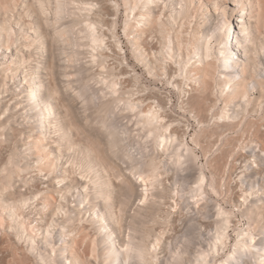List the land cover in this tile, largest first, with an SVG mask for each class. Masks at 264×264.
I'll return each mask as SVG.
<instances>
[{
	"label": "bare ground",
	"instance_id": "obj_1",
	"mask_svg": "<svg viewBox=\"0 0 264 264\" xmlns=\"http://www.w3.org/2000/svg\"><path fill=\"white\" fill-rule=\"evenodd\" d=\"M19 2L0 11V264H264V176L243 173L264 170V3ZM247 118L229 210L186 137L200 150L211 121Z\"/></svg>",
	"mask_w": 264,
	"mask_h": 264
},
{
	"label": "rangeland",
	"instance_id": "obj_2",
	"mask_svg": "<svg viewBox=\"0 0 264 264\" xmlns=\"http://www.w3.org/2000/svg\"><path fill=\"white\" fill-rule=\"evenodd\" d=\"M229 1L230 0H227V3L225 4V6L227 7V11L231 12L232 11V7H231V3H228ZM1 2L2 3L7 2L6 5H9V6L13 5L14 3L19 5V3H20L19 0H0V11H2L3 8H4L2 6L3 4ZM254 3L256 4V1ZM258 3H264V0H258ZM16 9H18V11H20L22 9V5L21 6H17ZM122 11L123 10L121 9V16H120V22H119L118 31H119L120 36H122V41L124 42L125 50L127 51L126 52L127 56L130 59V55H129V52H128V45H126V41H125V39L123 38V35H122V28H121V26H123V23H122L123 12ZM255 13H256V18L260 17L259 16V12H258V10L256 8H255ZM245 16H246V18H248V15H245ZM249 19H255V18L254 17H250ZM251 23L254 24V20H251ZM139 74L142 77L145 76V81H146V84L148 85L149 88L154 89V91H156L160 95L164 96L165 100L168 101L167 104L169 105V109H170V110L168 109L169 110L168 112H171L169 114H171L170 116L172 118L175 119V117H176V119L181 120L182 121V125L184 127L189 126L190 129H188V130L190 131V134H192L196 129H198L195 121H193V119L191 118V115L187 111H185L184 109L182 110L181 97L175 90H173L170 86L165 85V83H163V82L161 83L160 81H158V79H156V80L155 79H151L147 75H144L142 73V71H140V70H139ZM166 96H167V98L169 100L166 98ZM221 103L222 102L220 101L218 103V105H221ZM254 118H256V117H254ZM249 119H251V117ZM52 121L53 120H50L49 123H51V124L55 123L54 121L53 122ZM218 121H219L218 123H220V124H218L216 122L214 123L213 121H211L209 126H208V128H206L205 131H204V136L205 135L206 136H205V140H202L201 143H202V147L205 148V149L204 148L203 149L207 150V153H205L206 151L204 152L203 149L199 150V148H197L194 145H192V143L190 142L189 135L186 138H187V141H188L189 145L193 146V148L196 150V154L198 156V159H197V162H196V167L198 166L200 168V167L203 166V168H204L203 170H204L208 180L209 181L210 180L214 181V185H215V187L217 189V193L218 194L215 195V194L209 192V194L211 196V199L213 200L212 203L216 204L214 202H217L221 206H223L226 209L230 210V209L233 208L232 207L233 201L237 200L236 197H235V193H237V191H235V187H236L235 186V182H236L235 179L237 178V175L239 176L241 174V172L243 171L242 169H243V164H244L243 161L241 162L239 156H237L235 154H232L233 156L231 155V153L229 152L230 151V147L232 149V147L234 148L235 145L237 146V145L243 144V142L244 143L250 142L248 140L255 141L252 138V137H254L253 136L254 132H253L252 126H251V124L248 125V123L255 124L257 121H254V120L251 121V120H248V118H247L246 121L242 120V122H241L242 124L240 123L238 125L239 128L231 127V128H226V130H224L225 128L224 129L221 128L222 127L221 125H223V124L221 123L220 120H218ZM216 124L219 125V126L217 127ZM213 125H214V128H213ZM214 130H216V131H214ZM206 147H208L209 150ZM224 149H225V151H224ZM208 151H210V152H208ZM246 159H247V157H246ZM204 164L205 165L207 164V165L205 166ZM223 166H224V168H223ZM245 169H246V171L243 172L244 174H246V172H249V171L252 172L251 174L249 173L250 176H246V179L254 178V177L257 176V179L261 180L262 179V175L264 176V173H263L264 170L261 172V169H260V170H257L256 172H253L252 170H250V168H245ZM259 172H261V173H259ZM247 177H249V178H247ZM261 181L259 182V184L261 186H263V189H264V182H261ZM263 197H264V195H263ZM185 211H186V209H184L182 212L185 213ZM189 217L190 216H188L187 218H189ZM238 219H239V216L236 217L235 219H233L234 220V223H233L234 225L236 224V221ZM186 220L184 219V220H182L180 222L176 221L177 223L176 222L174 224L172 223L171 224L172 227L170 226L171 229L169 230L168 235L180 236L182 231H184L185 228H186L185 227L186 226V222H187ZM230 235H231L232 240H233L234 233L232 232V230H230ZM81 240H82V242H81ZM87 240L88 239L85 238L84 234H81V235L78 236V244L80 245V248L83 249V254L82 255L84 257H86V258L90 257V253L87 250V246L89 244L87 242ZM9 254L12 256L13 253L11 252V250H10ZM80 255H81V253H80ZM20 257H21V260L24 262V264H28L29 263V260L23 256L22 252L19 253V260H20Z\"/></svg>",
	"mask_w": 264,
	"mask_h": 264
}]
</instances>
